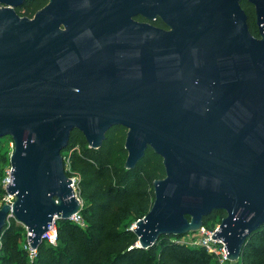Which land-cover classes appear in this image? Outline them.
I'll return each instance as SVG.
<instances>
[{
  "label": "water",
  "instance_id": "95a60500",
  "mask_svg": "<svg viewBox=\"0 0 264 264\" xmlns=\"http://www.w3.org/2000/svg\"><path fill=\"white\" fill-rule=\"evenodd\" d=\"M0 0V138L13 140L11 205L29 246L81 201L61 152L126 129L127 169L151 148L165 175L134 246L197 230L212 211L226 258L264 224V0H49L32 17ZM254 7L258 36L241 6ZM160 18L168 29L139 22Z\"/></svg>",
  "mask_w": 264,
  "mask_h": 264
},
{
  "label": "trees",
  "instance_id": "16d2710c",
  "mask_svg": "<svg viewBox=\"0 0 264 264\" xmlns=\"http://www.w3.org/2000/svg\"><path fill=\"white\" fill-rule=\"evenodd\" d=\"M41 3L26 0L15 10L30 16ZM241 6L251 33L258 36L254 7L246 1ZM152 24L162 25L159 19ZM125 133L122 126L111 127L98 148H90L79 131L71 133L61 154L64 165L68 160L67 176H77L76 194L81 201L83 225L70 219L56 220V243L42 240L35 257L29 260L24 248L26 230L10 218L0 234V264H217L203 248L175 242L181 235H161L148 248L134 246L137 237L130 226L150 209L153 181L164 177L165 171L161 157L151 148L134 168H125ZM0 160L3 167L9 164L5 154L0 153ZM2 172L1 169L0 177ZM223 216L222 210L212 211L203 218V224L214 226ZM233 264H264V224L246 238Z\"/></svg>",
  "mask_w": 264,
  "mask_h": 264
},
{
  "label": "built area",
  "instance_id": "2783aa9c",
  "mask_svg": "<svg viewBox=\"0 0 264 264\" xmlns=\"http://www.w3.org/2000/svg\"><path fill=\"white\" fill-rule=\"evenodd\" d=\"M67 164H68V160L66 159L64 167H67ZM10 171H11V166L10 164H8L4 168V176L1 182V186L3 187L4 191L0 195V206L3 204L11 205L14 201V196L5 191L6 184L11 182V179H12L10 178ZM71 179H72V186L76 192L74 179L72 177ZM10 218H13V217H9V219ZM9 219H7V223ZM70 220L80 225H83L82 218H81L79 211L74 213L70 217ZM218 225L219 223L215 224L214 226L209 227L207 225L202 224L197 230L189 231L179 237H176L174 241L185 244L187 246H191V247L203 248L207 253H209L215 258L217 264H233L237 260L232 261L226 258V253L223 249L225 244L220 239L211 238V236L215 233V231L218 230ZM25 230H26V243L24 245V248L26 249L28 253L29 260H33V258L36 255V249L31 248L29 246L27 236L30 234V232H28L26 228ZM56 238H57V230H56L55 222H53L48 228V230L42 235V240H45L49 242L50 244H55Z\"/></svg>",
  "mask_w": 264,
  "mask_h": 264
},
{
  "label": "rangeland",
  "instance_id": "374dc122",
  "mask_svg": "<svg viewBox=\"0 0 264 264\" xmlns=\"http://www.w3.org/2000/svg\"><path fill=\"white\" fill-rule=\"evenodd\" d=\"M18 13L21 15L23 13V10H18ZM12 150H13V140H12V138L10 136H8V135L0 138V153L5 154L8 157V161H9V156H10ZM5 167H6V165L3 167V162L0 160V170L1 169L3 170L2 175L0 177V184H1L3 176H4V168ZM68 168L69 167H68V164H67L66 169H68ZM72 178L74 179L75 189H76L77 188V185H76L77 176L73 175ZM1 194H2V192H0V195ZM207 222H210V220H208ZM214 222L217 223L216 220H214ZM133 224L131 226H133Z\"/></svg>",
  "mask_w": 264,
  "mask_h": 264
},
{
  "label": "flooded vegetation",
  "instance_id": "af4514ba",
  "mask_svg": "<svg viewBox=\"0 0 264 264\" xmlns=\"http://www.w3.org/2000/svg\"><path fill=\"white\" fill-rule=\"evenodd\" d=\"M26 1V0H25ZM25 1L23 2V4L25 3ZM35 1H37V2H42L41 4H38L39 5V7H36V9L34 10V12L32 13V15H30V16H28V17H32L33 15H34V13L37 11V10H39L40 8H42L43 6H45L46 4H48L49 3V0H43V1H41V0H29V2H32V3H34ZM22 4V5H23ZM26 5V4H25ZM30 5H32V4H30ZM37 5V6H38ZM19 7V6H18ZM134 19L135 20H137V21H139V22H149V23H152V21H150V20H148V19H145L144 17H142L141 15H136V16H134ZM157 19H159L160 21H161V24L162 25H160L159 27H161V28H163V29H168V27L165 25V23L160 19V18H157ZM156 20V19H155ZM154 21V20H153Z\"/></svg>",
  "mask_w": 264,
  "mask_h": 264
}]
</instances>
